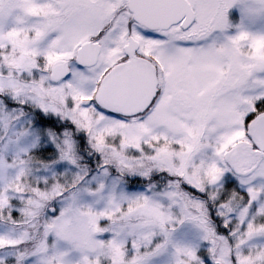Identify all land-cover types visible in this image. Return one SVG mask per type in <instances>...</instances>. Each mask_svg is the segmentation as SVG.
Listing matches in <instances>:
<instances>
[{"label": "snow or ice", "instance_id": "obj_1", "mask_svg": "<svg viewBox=\"0 0 264 264\" xmlns=\"http://www.w3.org/2000/svg\"><path fill=\"white\" fill-rule=\"evenodd\" d=\"M0 264H264V0H0Z\"/></svg>", "mask_w": 264, "mask_h": 264}]
</instances>
